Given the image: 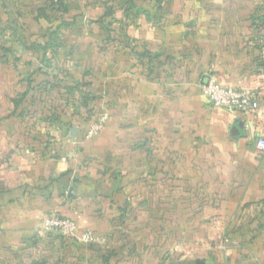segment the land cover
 Returning <instances> with one entry per match:
<instances>
[{"label": "crops", "instance_id": "1", "mask_svg": "<svg viewBox=\"0 0 264 264\" xmlns=\"http://www.w3.org/2000/svg\"><path fill=\"white\" fill-rule=\"evenodd\" d=\"M166 2L157 13L137 0L111 22L133 54L103 50L93 25L45 49L46 20H35L45 1L0 0V264H264V0ZM92 3L94 16L102 2ZM18 19L27 24L20 40ZM146 50L159 57L147 62L138 56ZM64 59L61 77L53 62ZM70 74L110 115L95 138H81L89 115L80 95L67 105L56 87ZM212 76L255 92L260 110L244 117L213 106L202 89ZM124 208L125 239L116 221ZM51 212L103 245L47 238ZM189 244L193 253L178 252Z\"/></svg>", "mask_w": 264, "mask_h": 264}, {"label": "trees", "instance_id": "2", "mask_svg": "<svg viewBox=\"0 0 264 264\" xmlns=\"http://www.w3.org/2000/svg\"><path fill=\"white\" fill-rule=\"evenodd\" d=\"M44 1H45V4L38 6L39 8L37 9V16H35V20L37 22H40L41 20H46V25L48 29L47 33L49 34H48V40L46 41L44 45H42L45 49L50 46L58 45L59 38H57V35L64 28L74 27L75 25L77 26L78 18H82L83 16H85L86 15L85 11L86 9H88L87 10L88 15H86V18L88 19L90 25H93L95 29L98 27V29L102 30L105 35L104 40L102 41V45H101L103 50L108 51L109 46H115V47L119 46V47L130 50V52L133 54H138L139 50L137 47L132 45L131 42L127 40V38L122 37L121 35L117 34L114 30L110 28L111 22L118 20V18L116 17L118 13L122 12V14L127 15L132 9L134 8L137 9L139 8V6H141V5H137V0H101L102 2L101 11H99L100 13L94 16L89 14L91 11H93L92 7L86 6L83 8L81 6V3H79L78 0H44ZM147 2L155 4L156 6L155 12L157 13H159L160 11H165V6L167 5L166 0H147ZM48 10L54 12L55 14L54 21L52 20L50 21V19L46 16V12ZM33 13L36 14L35 12ZM26 26L27 24L22 20L20 21L19 19L11 22L13 33H15V36H17L19 40L21 38L20 36L26 30ZM60 44L61 46L65 47V44H62L61 42ZM138 56L140 58L146 59L147 62L149 63L152 62L154 58L159 57V55L150 53L147 50L143 51V53L139 54ZM65 79L66 80L58 83V86L56 87L57 89H61L65 91L67 105L69 104L72 105L73 103L76 102L75 100H73L74 99L73 93L77 92L80 95L81 103L83 104L84 108L86 109L87 114L89 115L88 123H86L87 128L85 131L82 132L83 135L81 137L82 140H86L87 138H89L88 137L89 129L98 120L99 115L104 113L105 111L94 106V102L97 97L89 90L90 89L89 83L82 82V81L80 82L76 79V77L72 76L71 74L67 75ZM26 93L27 92H25L22 96V99H20L17 102L16 104L17 108L23 105V101L25 100V97L27 95ZM109 120H110V115H109V119L106 125L108 124ZM69 126L70 124L67 123L66 124L67 129L69 128ZM95 137L96 136L91 137V138H95ZM70 174H71V171H69L67 174L68 178ZM105 175H108V172H105ZM110 175L111 177L115 176V181L119 177V174H116V173H111ZM75 184L80 185L79 182ZM75 188H76V185L74 186L73 196L69 197V192L67 193V196H66L67 201H75L77 199L78 195L75 191ZM119 190H120V187L117 186L113 193L118 192ZM113 198H114V195L113 196L110 195L106 199L112 200ZM57 214L60 215L64 219L74 220L73 218H70L69 216H66L64 214H60V213H57ZM119 214L120 216L116 217V221L118 222L119 227L121 226L120 229L118 230V235L119 237L125 239L129 235L128 233L124 232V228H122L123 226L128 227L126 226L128 222V219L126 218L127 217L126 209L124 208L120 210ZM74 221L78 225V222L76 220ZM79 229L83 231L80 227ZM95 233L93 234L97 237L98 235ZM43 235L50 239L59 240L62 244L66 242L70 243L74 247L86 246L91 249V248L99 247L103 245L101 243V240L98 242H92V243H80L74 239L68 238L58 233L43 231ZM33 239H34L33 242L37 243L39 238L33 237ZM166 251H167L166 254H168L170 249L168 248V250ZM166 254H164V256ZM188 264H191V262H189Z\"/></svg>", "mask_w": 264, "mask_h": 264}, {"label": "built area", "instance_id": "3", "mask_svg": "<svg viewBox=\"0 0 264 264\" xmlns=\"http://www.w3.org/2000/svg\"><path fill=\"white\" fill-rule=\"evenodd\" d=\"M202 89L213 106L229 110L240 116L252 115L261 108L259 97L255 92L224 84L217 76L210 77ZM108 119L107 112L100 114L98 120L89 129L88 137L91 138L103 132ZM256 149L259 153H264V137L256 140ZM43 231L58 233L80 243L100 241V238L92 232L81 231L74 220L64 219L55 212L46 215Z\"/></svg>", "mask_w": 264, "mask_h": 264}, {"label": "rangeland", "instance_id": "4", "mask_svg": "<svg viewBox=\"0 0 264 264\" xmlns=\"http://www.w3.org/2000/svg\"><path fill=\"white\" fill-rule=\"evenodd\" d=\"M86 3V4H85ZM84 4L86 5V6H88V5H94V3H92V0H84ZM83 4V5H84ZM155 5H154V8L152 9L153 11H151V12H154L155 11ZM87 10L88 9H86V11H85V13H86V15H88V13H87ZM141 12H148V10H145V9H141L140 10ZM141 12H138V13H141ZM86 15L85 16H83L82 18H80L79 19V23H78V26H77V28H79L80 30L81 29H86L87 27H88V29H89V22H88V19L86 18ZM115 24L116 23H114V25L113 26H115ZM111 26V25H110ZM76 27H68V28H64L58 35H59V37H61L64 41H66V42H71L72 40H74V37H73V35H75V33H76V30L75 29H77ZM54 63V65H56V67L59 69V75L61 76V77H65L66 76V74H67V67H65L66 65H67V60H65L64 59V61L63 60H61L60 61V63L59 64H57V63H55V61L53 62ZM55 68V67H54ZM216 231V230H215ZM210 232H212V230L210 231ZM223 247H224V245H223ZM197 248H199V246H196V249ZM193 248H192V246H191V244H189V245H183V246H181V248H180V250L178 251V252H181L184 256H186L187 254H189V253H193ZM181 253H179V254H181ZM178 254V253H177Z\"/></svg>", "mask_w": 264, "mask_h": 264}, {"label": "water", "instance_id": "5", "mask_svg": "<svg viewBox=\"0 0 264 264\" xmlns=\"http://www.w3.org/2000/svg\"><path fill=\"white\" fill-rule=\"evenodd\" d=\"M79 181L78 180H76L75 181V183H78ZM73 188H71L70 190H69V197L70 196H73ZM191 264H209L208 263V261L207 260H194V261H191Z\"/></svg>", "mask_w": 264, "mask_h": 264}]
</instances>
